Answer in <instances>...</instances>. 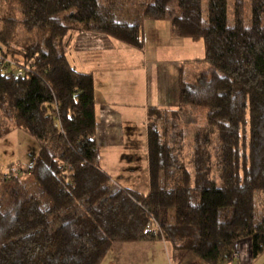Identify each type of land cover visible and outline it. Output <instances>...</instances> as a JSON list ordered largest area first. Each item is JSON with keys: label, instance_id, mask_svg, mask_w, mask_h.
<instances>
[{"label": "trees", "instance_id": "trees-1", "mask_svg": "<svg viewBox=\"0 0 264 264\" xmlns=\"http://www.w3.org/2000/svg\"><path fill=\"white\" fill-rule=\"evenodd\" d=\"M145 20L168 21L205 49L198 70L182 75L178 109L149 110L148 195L100 169L93 75L69 61L77 51L101 55L110 40L142 50ZM194 115L191 139L184 118ZM14 131L40 149L34 165L0 175L15 183L11 208L0 209V264H102L116 244L152 241L179 261L192 253L228 264L244 239L258 259L264 0H0V140Z\"/></svg>", "mask_w": 264, "mask_h": 264}, {"label": "crops", "instance_id": "crops-1", "mask_svg": "<svg viewBox=\"0 0 264 264\" xmlns=\"http://www.w3.org/2000/svg\"><path fill=\"white\" fill-rule=\"evenodd\" d=\"M164 21L143 22L144 48H130L110 40L109 47L95 56L81 51L73 52L69 61L84 66L82 73L93 75L97 103V155L99 151H117L116 157L128 146H134L136 138L131 134L135 123L134 110L143 102L147 131L142 138L146 146L145 171L129 178H119L110 167L106 173L118 188H128L140 194L151 191L149 158L148 114L151 109L174 111L179 107L182 75L198 70L196 44L175 35L170 24ZM165 29V34L162 31ZM204 47V46H203ZM77 70V69H76ZM78 71V70H77ZM80 72V71H79ZM129 140V141H128ZM113 152V153H114ZM126 154H132L131 150ZM104 171V169H102ZM117 176V177H116ZM143 177L144 190L138 189L139 177ZM116 177V178H115ZM142 190V191H141ZM250 239L239 241L235 246L237 257L228 264H264V254L252 257ZM102 264H206L197 255L188 254L182 260L174 258L171 246L163 241L119 243L114 245Z\"/></svg>", "mask_w": 264, "mask_h": 264}, {"label": "rangeland", "instance_id": "rangeland-1", "mask_svg": "<svg viewBox=\"0 0 264 264\" xmlns=\"http://www.w3.org/2000/svg\"><path fill=\"white\" fill-rule=\"evenodd\" d=\"M3 5L6 8L5 10L9 9L5 3H3L1 6ZM10 10H13V8ZM14 15L15 18H19L18 12L15 11ZM162 23L163 26L170 24L168 21H164ZM162 33L165 34V29L162 31ZM20 34L23 39L29 35L21 29ZM195 46L198 50L196 57L200 59L204 56V44L203 42H200ZM75 67L80 72L84 71V66H81L79 63L75 64ZM140 105L141 106H137V109L134 110L135 123L133 126V132L131 133L133 137L136 135V138L132 142V144L135 143V147L128 146L125 151H121L117 157V151L114 152V150L105 149L99 151V163L102 169H104V172L109 174L111 173L110 167H114L115 171L119 173L118 175L120 179H125L124 177L129 178L134 174L144 173L145 171V151L147 149L146 146L142 144L141 136L146 134L147 127L143 102H141ZM184 119L191 126L189 138L192 139L196 131V127L199 125V118L197 119L196 115H194L190 119L187 117ZM39 149V143L34 138L21 131L12 132L7 137L0 140V175H7V173H9L10 166H12L14 174L17 175L20 168L24 169V167L34 165L39 153ZM128 150H131L132 154H126V151ZM142 178V176L139 177L138 184L140 187L138 189L144 190V182ZM20 180L22 184L27 187L30 194L40 198L44 205L47 206L50 204V201L44 191L36 186L33 181H30L25 175H23ZM13 189H15V183L12 181L0 183V209L3 212H6L11 208V193Z\"/></svg>", "mask_w": 264, "mask_h": 264}, {"label": "built area", "instance_id": "built-area-1", "mask_svg": "<svg viewBox=\"0 0 264 264\" xmlns=\"http://www.w3.org/2000/svg\"><path fill=\"white\" fill-rule=\"evenodd\" d=\"M233 257H234V258L237 257V254H234Z\"/></svg>", "mask_w": 264, "mask_h": 264}]
</instances>
